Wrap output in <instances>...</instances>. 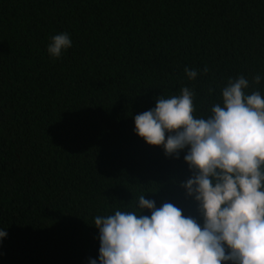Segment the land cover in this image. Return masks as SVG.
I'll use <instances>...</instances> for the list:
<instances>
[{
	"label": "trees",
	"instance_id": "trees-1",
	"mask_svg": "<svg viewBox=\"0 0 264 264\" xmlns=\"http://www.w3.org/2000/svg\"><path fill=\"white\" fill-rule=\"evenodd\" d=\"M257 74L264 0H0V264L99 261L94 218L142 194L200 219L187 150L147 144L134 115L188 87L206 117L229 78L264 94Z\"/></svg>",
	"mask_w": 264,
	"mask_h": 264
},
{
	"label": "clouds",
	"instance_id": "clouds-1",
	"mask_svg": "<svg viewBox=\"0 0 264 264\" xmlns=\"http://www.w3.org/2000/svg\"><path fill=\"white\" fill-rule=\"evenodd\" d=\"M72 43L61 32L47 51L59 58ZM185 73L192 80L198 75ZM262 79L257 74L253 82ZM249 88L244 76L229 78L206 117L194 115L195 91L188 87L134 115V132L147 144L176 158L187 150L192 176L181 186L200 219L170 202L157 207L142 194L135 210L94 218L99 261L89 264H264V94ZM6 236L0 229V242Z\"/></svg>",
	"mask_w": 264,
	"mask_h": 264
}]
</instances>
